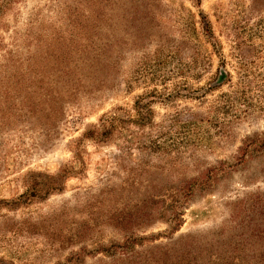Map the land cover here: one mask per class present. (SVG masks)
I'll return each mask as SVG.
<instances>
[{
	"label": "rangeland",
	"instance_id": "374dc122",
	"mask_svg": "<svg viewBox=\"0 0 264 264\" xmlns=\"http://www.w3.org/2000/svg\"><path fill=\"white\" fill-rule=\"evenodd\" d=\"M228 246L264 264V0H0V264Z\"/></svg>",
	"mask_w": 264,
	"mask_h": 264
},
{
	"label": "trees",
	"instance_id": "16d2710c",
	"mask_svg": "<svg viewBox=\"0 0 264 264\" xmlns=\"http://www.w3.org/2000/svg\"><path fill=\"white\" fill-rule=\"evenodd\" d=\"M62 175L63 174L61 173L57 177L61 178ZM130 238H131V240L136 239L135 237H130ZM233 251L234 250H232L230 248V246H228L227 252L229 255L227 257L222 258L221 254L217 253L214 256L215 259H217V261L211 262L210 264H229V263H227V261H230L233 258H235L239 262V259L241 260L239 254H235ZM133 256H134V254L130 257L123 258V260H126V261H124L121 264H125V263H127V264H165V262L167 260L165 254L152 255L149 253L142 258H135L136 256H139V255H136L134 257ZM171 259H172L171 264H201L200 260H198V261L196 260L195 255L191 259H189L186 256H180L177 253H173V254H171Z\"/></svg>",
	"mask_w": 264,
	"mask_h": 264
}]
</instances>
